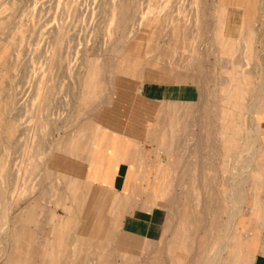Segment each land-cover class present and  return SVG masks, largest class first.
Returning a JSON list of instances; mask_svg holds the SVG:
<instances>
[{
  "label": "rangeland",
  "instance_id": "rangeland-1",
  "mask_svg": "<svg viewBox=\"0 0 264 264\" xmlns=\"http://www.w3.org/2000/svg\"><path fill=\"white\" fill-rule=\"evenodd\" d=\"M162 65L186 80L155 114ZM127 138L152 185L123 195ZM250 198L264 0H0V264H252Z\"/></svg>",
  "mask_w": 264,
  "mask_h": 264
},
{
  "label": "crops",
  "instance_id": "crops-1",
  "mask_svg": "<svg viewBox=\"0 0 264 264\" xmlns=\"http://www.w3.org/2000/svg\"><path fill=\"white\" fill-rule=\"evenodd\" d=\"M166 66V65H165ZM175 72H171L164 68V65L161 66L158 73V80L152 81L146 88L150 91L148 98H143V100L149 102V104L154 108V111L163 107L162 104V91L163 87L166 86V83L179 84L178 75ZM186 80V79H185ZM184 80V81H185ZM180 81V82H184ZM188 86L187 84H183ZM160 86V87H159ZM189 87V86H188ZM145 89V88H144ZM186 89V88H185ZM142 93V90H141ZM139 99V98H138ZM207 102V101H205ZM174 106V109L177 108V104ZM172 108V106H170ZM187 107V106H186ZM201 109H208L207 104L205 103L201 106ZM190 115V114H189ZM152 139V138H151ZM145 140V139H144ZM144 140L127 138L123 147L121 149L115 150L114 153H109L110 156L119 157L117 164L114 162L111 164V178L110 183L114 192H121L123 195H128L134 188V183L137 188L145 190L147 185H152V182L147 183V178L141 175V167L145 164L144 154L147 151L144 148ZM156 140V138L152 139ZM146 155V154H145ZM143 156V161L141 158ZM148 172L150 174V168L147 165ZM139 173V174H138ZM241 216L236 219L235 228H240ZM245 221V220H244ZM243 221V226L247 228L246 223ZM264 226V200H261L257 203V214L254 220V223L249 228L250 230V253L252 264H264V239L261 241V244L258 246L261 230Z\"/></svg>",
  "mask_w": 264,
  "mask_h": 264
},
{
  "label": "bare ground",
  "instance_id": "bare-ground-1",
  "mask_svg": "<svg viewBox=\"0 0 264 264\" xmlns=\"http://www.w3.org/2000/svg\"><path fill=\"white\" fill-rule=\"evenodd\" d=\"M231 6V5H230ZM228 37V36H227ZM227 44V43H226ZM232 91V90H231ZM243 96V95H242ZM240 101V100H239ZM242 103V102H241ZM224 107V106H223ZM256 134V133H255ZM90 139V138H89ZM83 143V142H82ZM86 145V144H85ZM84 145V146H85ZM243 145V144H242ZM75 146V145H74ZM79 146V145H78ZM87 146V145H86ZM80 147V146H79ZM81 147H82V145H81ZM77 148V147H76ZM244 148V147H243ZM237 151V150H236ZM233 157V156H232ZM248 157V156H247ZM243 160H244V158H243ZM224 162V161H223ZM227 163V162H226ZM251 163V162H250ZM224 164V163H223ZM258 167V166H257ZM250 169V168H249ZM259 169V168H258ZM239 170V169H238ZM262 170V169H261ZM260 170V171H261ZM262 173V172H261ZM247 175V174H246ZM261 176V175H260ZM255 177V176H254ZM250 179V178H249ZM253 188H254V190H255V188H257L258 186H259V183H258V177L257 178H254L253 180ZM250 183H252V182H250ZM233 190V189H232ZM240 190V189H239ZM257 191V190H256ZM230 192V191H229ZM233 192V191H232ZM240 193V192H239ZM229 195H230V193H229ZM240 195H241V198L239 199L240 200V202L241 201H243V200H245L246 199V197H244L243 196V194H242V192L240 193ZM257 196V195H256ZM233 197V195L230 197L232 200L234 199V198H232ZM252 197H254L253 195H252ZM247 202V201H246ZM236 203V202H235ZM257 203H258V201L256 200V199H254V198H250V200H249V205H247L245 208L247 209V208H251L252 210L254 209V207H256L257 206ZM243 210H244V208H241L240 209V216L243 214ZM247 215H245L246 216V220L249 222V221H251L250 219H251V210L250 209H247ZM237 213H239V212H237ZM236 213V214H237ZM239 217V215L237 216V215H235V214H233V218L234 219H232V223H233V225H234V223L236 222V219ZM234 221V222H233ZM248 229H249V227H247ZM242 233V232H241ZM9 248V247H8ZM8 255V254H7Z\"/></svg>",
  "mask_w": 264,
  "mask_h": 264
}]
</instances>
